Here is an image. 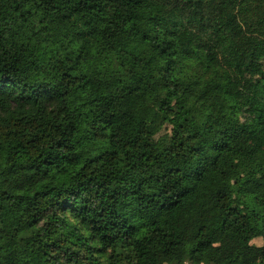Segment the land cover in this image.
<instances>
[{
	"label": "trees",
	"instance_id": "obj_1",
	"mask_svg": "<svg viewBox=\"0 0 264 264\" xmlns=\"http://www.w3.org/2000/svg\"><path fill=\"white\" fill-rule=\"evenodd\" d=\"M254 35L264 0H0V264H264Z\"/></svg>",
	"mask_w": 264,
	"mask_h": 264
},
{
	"label": "rangeland",
	"instance_id": "obj_2",
	"mask_svg": "<svg viewBox=\"0 0 264 264\" xmlns=\"http://www.w3.org/2000/svg\"><path fill=\"white\" fill-rule=\"evenodd\" d=\"M245 46L239 42V50L237 53V62L240 63L242 71L248 72L249 70H261L264 68V42L261 41L259 36H251L247 39ZM243 94H238V98L243 101L251 113L250 121L243 126L237 140L232 146V149H243L248 142L254 141L258 138H264V104L257 100V110H253L254 98L244 101ZM170 132L162 131L157 135L156 146L159 150L165 149L170 142ZM251 189L264 197V183L255 181ZM255 244L261 245L263 240L258 238L254 240ZM257 257L255 251L251 252L245 257V262L248 264L252 259Z\"/></svg>",
	"mask_w": 264,
	"mask_h": 264
}]
</instances>
